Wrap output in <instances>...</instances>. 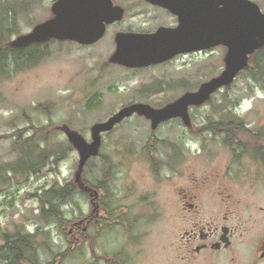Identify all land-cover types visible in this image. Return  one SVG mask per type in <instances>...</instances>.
I'll use <instances>...</instances> for the list:
<instances>
[{"label": "rangeland", "instance_id": "1", "mask_svg": "<svg viewBox=\"0 0 264 264\" xmlns=\"http://www.w3.org/2000/svg\"><path fill=\"white\" fill-rule=\"evenodd\" d=\"M54 1L34 0L29 13L18 20V34L11 41L51 18ZM253 2L264 12V0ZM120 5L129 11L123 24L129 23L135 13L149 14V9L136 1H120ZM109 47L108 41L91 48L71 41L49 42L22 53L19 66L12 64L9 72L0 76V166L12 159L11 145L17 139V131L24 130L23 136L29 137L31 127L51 133L47 148L70 147L57 165H48L39 175L11 183L0 182V245L4 234L12 238L19 232L35 234L39 263L52 262L56 256L70 251L64 259H56V264H175L171 259V243L195 223L205 225L212 221L218 226L250 229L249 235L242 237L237 231L234 254L228 255L234 260L216 257L213 258L216 264H251L257 256L254 243L264 234V176L252 183L244 171L238 174L233 170L232 181L207 185L197 192L200 197L197 214H180L175 189L182 187L191 192V181H174L176 186L157 183L139 165L138 153L127 150L142 147L141 138L151 131L150 123L144 118L134 115L105 134L104 151L99 158L87 162L77 183L79 155L69 144L62 126L67 125L90 142V128L94 124L109 119L137 97L143 103L164 101L160 106L163 107L185 92L199 88L137 87V81L128 82L125 73L108 67L111 52L105 59L98 57ZM257 53L250 60L248 70L241 71L229 87L217 91L206 105L190 109V127L171 123L158 132L178 139L187 136L188 145L196 148L199 144L196 135L205 133L204 137L210 138L206 131L217 128L215 124L229 115L240 117L246 125L264 132V52ZM211 54L184 58L177 66L187 61V74L195 75L201 68L199 78L207 82L225 68L226 49L215 48ZM213 63H216L214 71L211 70ZM158 88L165 91L148 94ZM140 92H146L147 97ZM260 124L262 128H258ZM122 148L126 150L125 155L116 150ZM201 165L192 162L185 173L200 176L208 169L224 172L227 168L224 161ZM166 174L163 170V177ZM103 182L105 188L100 186ZM66 184L72 185L74 192L61 206V222L40 220V199L45 198L44 192ZM134 186L138 190L129 196ZM215 193L219 196L215 197ZM123 207L142 215L133 218L127 214L120 219L116 215ZM108 213L111 215L106 218Z\"/></svg>", "mask_w": 264, "mask_h": 264}, {"label": "flooded vegetation", "instance_id": "2", "mask_svg": "<svg viewBox=\"0 0 264 264\" xmlns=\"http://www.w3.org/2000/svg\"><path fill=\"white\" fill-rule=\"evenodd\" d=\"M120 1H136L149 9V14H143L140 12L135 13L132 15L133 19L129 23L123 24V19L125 15L129 13V11L120 5ZM111 2L113 6H119L124 10V16L122 20L106 24L104 34L94 43H91L89 45H81L74 42L81 47L91 48L92 46H95L102 41H108L110 46L109 50L106 52H102L101 55L98 56L100 58H107V54H110V52L111 56L114 54L116 50V37L118 34L133 33L149 35L154 34L161 29L173 31L176 30L179 26L178 17L173 12L160 5L151 4L149 2H146L145 0H111ZM260 10L262 11L261 8ZM262 13L264 12L262 11ZM137 17L142 18V20L138 19ZM48 43L37 46H44ZM215 48L226 49L224 46L218 45L205 50L179 53L162 63L140 68H130L120 64L111 63L110 56L108 60V67H116L119 71L125 73V79L128 82L137 81L139 84V86L137 87H165L167 90V87H181L184 89L185 87H200L203 83H205L199 78L201 68L197 69L196 75L193 73L187 74V68H185L187 67V61H184V63H182V60L184 58L186 59L188 57L202 54L212 55L211 53L214 52ZM180 60L182 61V64L177 66V62ZM213 66L214 67L211 69L212 71H214L216 63H213ZM202 70L204 72V67L202 68ZM246 70H248V68ZM164 91L165 90L162 88L152 89L148 91V94L153 95L162 93ZM140 93L144 94L147 97V95L145 94L146 92ZM214 94H212V96ZM210 99L201 106H190L188 108V114L192 107H202L209 103ZM176 100L167 103L165 106L174 103ZM143 102L145 101L137 97V99L133 100L131 103H129V105L142 103L149 105L150 107L155 109H161L165 107H160L161 104L164 103V101H147L146 103ZM138 117L144 118L145 122L147 123L149 122L151 130L141 138V141L143 142L141 144L142 147H139V149H135V151H132L133 149L127 148V150L130 152L138 153L139 165L141 167H145L146 172H150L157 183L166 182L169 185L173 186H176L174 181L178 180H188L192 183L191 192L189 190L183 189L182 187H177V189H175L178 198L177 206L180 214H197V202L200 199L197 192L200 189L203 190V188L207 185L214 186L217 185L220 181L224 180L232 181L233 176L230 175V173H232L233 170L237 171V173L244 171V175H247V180L251 181L252 183L258 181L259 179H262L264 176V132L258 130L257 128L249 126V124L246 125L245 122L240 119V117H237L235 115L223 117L220 122H217L215 124L217 128L210 129V132L206 131L208 132L207 134L208 136H210V138L204 137L205 133L197 134L196 139H198L199 144L196 148H192L188 145L187 140H189V138H187V136L178 139L174 138V136L172 137L171 134H162L158 132L161 127L171 123L180 124L184 127H190L192 125V119L190 115L189 125H185L181 117H174L167 121L160 122L155 129L151 128V122L149 119L145 118L144 116ZM129 118H126L119 124L115 125L110 132L103 133L101 135V144L99 147L98 156L89 158L87 162L101 156L102 152L105 149L103 144L104 135L114 131L118 126H120ZM262 127L263 124H260L258 126V128ZM88 143H92V136L91 141ZM116 150L118 152H122L123 155L126 154L125 148ZM221 161H224L226 163V174L224 173L225 169L224 172L216 171V169H208L204 171L200 176H197L192 172L189 174L185 173V168L191 167L192 162L193 164L199 163L203 166H208L214 165L216 163H221ZM163 170L167 172L165 177H163L162 175ZM126 182L127 181H125V183ZM105 185V182L100 184L101 188H105ZM84 190L88 191V189ZM131 190L132 192L129 194V196L136 193L138 188L134 186ZM95 196L98 197L97 193H95ZM218 196L219 193H215V197ZM133 203L142 204V202L138 201H135ZM105 210L106 213L109 212L108 208ZM139 213L140 212H134L132 210L129 211L128 208L123 207L119 208V212L117 213L116 217L121 219L125 218V215L131 214L133 218H137L142 215V213ZM110 215L111 214L108 213L106 218H108ZM237 231L241 232L239 233V236L242 237L245 234L249 235L248 232L250 231V229H243L242 231L241 228L218 226L215 224V222L212 221L208 222L205 225H203L201 222H197L189 229L183 230V232L179 234V239L171 243L170 253L172 262L175 264H216V262L213 260V258L216 257H224L225 260L233 261L234 257L228 258V255L231 253L232 255L234 254L233 247L235 244ZM254 247L256 248L257 256L251 264H257L256 261L264 262V257H262L264 248V234L258 236L254 243Z\"/></svg>", "mask_w": 264, "mask_h": 264}, {"label": "water", "instance_id": "3", "mask_svg": "<svg viewBox=\"0 0 264 264\" xmlns=\"http://www.w3.org/2000/svg\"><path fill=\"white\" fill-rule=\"evenodd\" d=\"M145 1L173 12L178 17V28L173 31L161 29L149 35L118 34L111 63L130 68L147 67L169 60L179 53L221 45L226 48L225 68L197 91L186 92L161 109L142 103L123 107L107 121L92 126V143L86 142L67 125L62 126L69 144L79 155L78 183L88 159L98 156L103 133L110 132L115 125L134 114L149 119L152 129L174 117H181L183 123L189 125L188 108L201 106L216 91L229 86L241 71L248 68L250 57L264 48V13L251 0ZM50 11L51 18L16 37L10 46L23 50L50 41L89 45L102 37L106 24L120 21L124 16V10L113 6L111 0H55Z\"/></svg>", "mask_w": 264, "mask_h": 264}, {"label": "trees", "instance_id": "4", "mask_svg": "<svg viewBox=\"0 0 264 264\" xmlns=\"http://www.w3.org/2000/svg\"><path fill=\"white\" fill-rule=\"evenodd\" d=\"M33 3L34 0H0V76L9 72L12 64L19 66L22 53L27 52L30 48L39 47L33 45L23 50H16L10 46L11 37L18 34V20L29 13ZM257 52V54L263 53L264 48ZM252 58L253 56L250 60L254 59ZM22 66L24 65L22 64ZM30 130H32V135L29 137L23 136L24 130L17 131V139L11 145L12 159L0 166L1 183H11L20 178L26 179L39 175L48 165H57L64 158V151L70 150V147L49 149L47 143L51 133L46 129L35 127H31ZM58 150L61 151L58 152ZM73 192L74 188L70 184L59 189L51 188L44 192L43 196L46 199H40L39 219L45 222L51 220L60 223L63 218L61 206ZM37 244L35 234L17 232L12 238L4 234L3 244L0 245V264H56V259H64V255L71 254L70 251H66L67 253L64 255L61 253L56 256L52 262L39 263Z\"/></svg>", "mask_w": 264, "mask_h": 264}]
</instances>
